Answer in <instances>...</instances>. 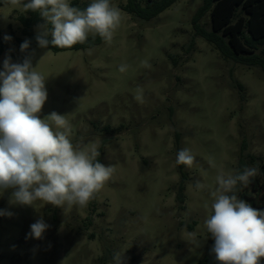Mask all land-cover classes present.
Listing matches in <instances>:
<instances>
[{"label":"rangeland","instance_id":"obj_1","mask_svg":"<svg viewBox=\"0 0 264 264\" xmlns=\"http://www.w3.org/2000/svg\"><path fill=\"white\" fill-rule=\"evenodd\" d=\"M2 1L0 33L9 49L0 55V72L21 54L12 35L23 37L24 14ZM126 4H112L121 23L112 42L91 55L40 46L29 55L46 78L41 118L65 115L73 145L95 147L114 172L85 207L11 204L14 189L0 192V210L12 213L0 215V264H112L114 253L123 264H198L210 243L204 221L216 176L236 174L241 155L264 161V72L224 59L196 35L202 0H177L149 21L125 11ZM200 24L211 31L209 13ZM45 27L37 25L35 34ZM183 148L195 160L183 165L181 204L176 157ZM197 181L206 187L197 189ZM41 218L49 225L43 238L26 239Z\"/></svg>","mask_w":264,"mask_h":264},{"label":"clouds","instance_id":"obj_2","mask_svg":"<svg viewBox=\"0 0 264 264\" xmlns=\"http://www.w3.org/2000/svg\"><path fill=\"white\" fill-rule=\"evenodd\" d=\"M6 3L24 11H39L51 25L50 31L45 27L36 37L42 48L49 44L71 48L86 43L90 35L110 44L121 23L120 10L111 0H92L84 9L72 6L69 0ZM28 48V41L22 43V52ZM88 54H92L91 49ZM118 70L126 72L127 65L122 63ZM45 80L30 58L23 63H12L10 58L4 61V71L0 72V192L14 189L11 204L34 206L42 201L63 208L85 207L110 179L114 168L97 160L95 147L73 145L65 115L52 112L41 118L48 97ZM194 160L190 149L183 148L177 153L176 164L191 167ZM256 174V167L246 166L234 175L221 170L216 176L218 187L210 192L212 214L204 226L214 240L211 253L218 264H260L264 258V211L234 194L238 185L246 187ZM195 186L206 187L199 181ZM0 215L12 213L0 210ZM48 227L43 218L37 220L26 239H42ZM122 256L114 253L112 264H123Z\"/></svg>","mask_w":264,"mask_h":264},{"label":"trees","instance_id":"obj_3","mask_svg":"<svg viewBox=\"0 0 264 264\" xmlns=\"http://www.w3.org/2000/svg\"><path fill=\"white\" fill-rule=\"evenodd\" d=\"M119 0H111V4ZM177 0H127L124 10L136 17L149 21L157 17L160 13L170 8ZM25 3L28 0H24ZM203 5L197 11L193 18V27L196 35L205 38L210 44L214 45L220 52L222 57L227 60H233L247 67H260L264 72V0H202ZM4 5V1L0 0V6ZM72 6L80 9L86 8L89 3H82L81 0L71 2ZM209 13L211 17V31L205 30L200 20ZM18 21L22 26V38H16L12 35V39L17 41L21 49L22 43L29 42V48L18 56L12 54L14 63H23L25 58H29L30 53L39 46L34 28L40 24H47L49 31L51 25L41 16L39 11H24V14L18 17ZM50 41L52 38L47 36ZM105 41L98 35L93 38L89 37L86 43L76 44L71 48H57L51 44L46 47L53 52L60 53L66 51H82L93 49L102 45ZM9 49V42L2 41L0 33V55ZM172 61L174 58L171 57ZM245 150V148H243ZM241 159L238 165V172H241L246 166L257 168V174L251 178L250 183L246 187L240 185L234 194L239 199L245 200L252 207L264 211V161L249 155ZM101 156L97 160L101 162ZM182 173V186L179 202L184 203V184L187 176L183 171V165H180ZM231 195V193H230ZM203 258L198 264H218L211 248L214 240L211 235ZM260 264H264V258H261Z\"/></svg>","mask_w":264,"mask_h":264}]
</instances>
